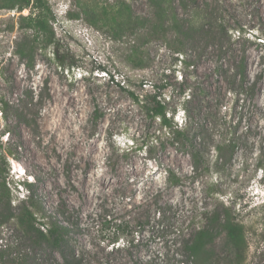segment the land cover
<instances>
[{
  "label": "rangeland",
  "instance_id": "1",
  "mask_svg": "<svg viewBox=\"0 0 264 264\" xmlns=\"http://www.w3.org/2000/svg\"><path fill=\"white\" fill-rule=\"evenodd\" d=\"M48 2L60 54L74 70L60 66L53 48L39 45L30 27L36 9H9L0 0V153L12 205L29 196L31 184L46 210L69 225L70 244L62 250L72 256L74 249L82 264H182L179 229L200 218L214 239L190 264H264V0ZM171 11L184 28L206 22L213 29L222 21L230 32L210 41L196 34L187 66L171 47ZM162 28L167 35H156ZM229 43L230 71L222 77L215 71L216 44ZM239 56L256 89L233 105L227 93ZM192 85L206 90L211 103L204 106L212 109L200 145L206 154L196 169L187 149L135 100L157 92L182 107ZM203 96L189 104L192 121L180 110V125L200 118ZM230 136L234 153L219 158L215 145ZM170 171L179 182L170 180ZM4 206L0 264L64 263L60 250L27 238ZM160 207L170 216L165 226ZM114 218L131 220L130 243L109 242L113 235L103 222ZM229 219L242 226L235 242L226 230Z\"/></svg>",
  "mask_w": 264,
  "mask_h": 264
},
{
  "label": "trees",
  "instance_id": "2",
  "mask_svg": "<svg viewBox=\"0 0 264 264\" xmlns=\"http://www.w3.org/2000/svg\"><path fill=\"white\" fill-rule=\"evenodd\" d=\"M5 7L9 9H18L20 11L27 8L36 9L38 13H36L35 16L32 15L30 17V20L32 21L30 27L36 32L39 38V45L44 49L53 48L58 63H60L61 67H66L67 71L76 68L74 62L67 65L63 56L60 54L56 32L50 24V21L55 19V15L48 0H7ZM42 11H46L49 15L48 19L41 15ZM70 15L76 16V14L73 13H70ZM171 21L173 29L175 30V35L173 36L172 41L174 44L172 43L171 47H173L178 53V57H181V62H184L187 66L191 65L186 58L188 57L187 47H189L190 42L195 38L196 34L204 32L206 35H209L207 40L210 41V38L212 37L223 39L230 32V29L222 21H218L213 25V29L211 27L207 29L206 26L208 23L206 22H203L199 27L192 25L184 28L182 27L177 14H175V11H171ZM164 29L165 28H162L161 32L155 30L156 35H167ZM216 46L219 61L216 65L215 71L222 77H225L230 71L225 68V61L231 50L230 46H232V44L229 43L225 46L223 44H216ZM35 48L36 45H34L31 50L34 51ZM139 66L145 67L144 64H139ZM231 75H233L234 80L230 83L227 94L232 97L231 103L233 105L242 99L245 100L244 96H255L256 84L249 85L248 83L247 62L244 56L236 58V67L231 69ZM198 89L201 88L195 85L190 86V92L185 95L182 107L177 106L175 108L171 107L170 102L163 99L161 94L157 92L146 94L142 98L139 94L135 96L136 103L145 109L153 119H158L161 128L165 129L172 135L178 148L187 149L193 158L195 169L198 167L200 160H202L206 154L205 150L200 148V145L203 144L205 138H207L205 137L206 125L204 122L209 115V111L212 110L210 108L207 112L208 108L204 106V103L208 105V107L210 106L211 102L208 97L209 94H207L205 89H202V91ZM199 92L204 94L203 98L200 100L201 104L199 105L197 112L200 118L194 122H187L185 125H180L176 121V117L181 109L184 115H186V120L188 119V121H192L193 112L189 104L197 101ZM7 108L6 105V108H3V110H6ZM100 117L101 115L96 113L95 121L97 122ZM232 140L233 139L230 136L229 139L225 138V140H220V143L215 145L214 149L219 158L226 159V157L229 158L232 156L235 150V143ZM6 153L14 155L11 150H7ZM262 166L264 167V165ZM8 174L9 172L6 168V155L0 153V203H2L3 206L7 204V207H4L9 211V217L15 220L22 233L37 244L60 250L64 260V263L62 264H82L81 257L76 255L74 249H72L73 251L71 252L72 256L62 250L63 247L70 244L69 225L60 220L57 214L53 215L46 210L40 198L36 197L31 184H28V187L30 188L29 190H31L29 196L21 201L20 204H17L16 207L12 205V191L8 185ZM169 178L174 183L179 182V179L175 177L171 171L169 172ZM158 212L160 213L159 220L163 222L165 226L168 224L166 221L170 216L168 217L167 211L162 207L158 208ZM130 222L131 220L119 221L115 218L107 219L103 222L105 228L112 232L113 236L109 242L113 244V246L119 244L121 240H127L128 243L131 242L129 230ZM190 223V227L187 230L179 229V249L186 256V258L181 261L182 264H190L191 258L214 239V236L211 235L209 228L205 224L204 218H200V221L198 222L194 221ZM226 227L229 238L233 240V242L239 240L243 233L241 224L233 219H229V223ZM12 264L25 263L18 260V262H13Z\"/></svg>",
  "mask_w": 264,
  "mask_h": 264
}]
</instances>
